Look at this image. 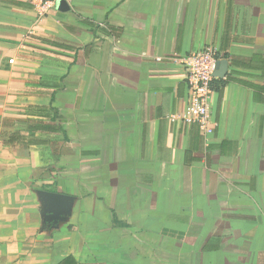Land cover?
Here are the masks:
<instances>
[{"label":"crops","instance_id":"crops-1","mask_svg":"<svg viewBox=\"0 0 264 264\" xmlns=\"http://www.w3.org/2000/svg\"><path fill=\"white\" fill-rule=\"evenodd\" d=\"M209 44L206 144L170 58ZM68 257L264 264V0H0V264Z\"/></svg>","mask_w":264,"mask_h":264},{"label":"built area","instance_id":"built-area-1","mask_svg":"<svg viewBox=\"0 0 264 264\" xmlns=\"http://www.w3.org/2000/svg\"><path fill=\"white\" fill-rule=\"evenodd\" d=\"M31 1L42 15H47L61 0ZM221 58L219 49L210 44L189 54L174 55L170 58L184 69L188 101L182 114L170 115L169 118L172 121L181 119L185 124L196 123L206 144L211 142L218 126V121L213 115L212 96L216 89Z\"/></svg>","mask_w":264,"mask_h":264},{"label":"trees","instance_id":"trees-1","mask_svg":"<svg viewBox=\"0 0 264 264\" xmlns=\"http://www.w3.org/2000/svg\"><path fill=\"white\" fill-rule=\"evenodd\" d=\"M67 260H68V261H67ZM70 260H71L72 262H71V261L69 262V257H68V258H66V259L64 260V263L66 262L65 264H77V263H75L76 261H75L74 259H71V258H70Z\"/></svg>","mask_w":264,"mask_h":264},{"label":"rangeland","instance_id":"rangeland-1","mask_svg":"<svg viewBox=\"0 0 264 264\" xmlns=\"http://www.w3.org/2000/svg\"><path fill=\"white\" fill-rule=\"evenodd\" d=\"M26 205H28V204H26ZM34 206V205H33ZM21 217L22 216H20V222H22V219H21ZM36 232H39V230L37 229V231ZM20 254H22V252H20Z\"/></svg>","mask_w":264,"mask_h":264}]
</instances>
